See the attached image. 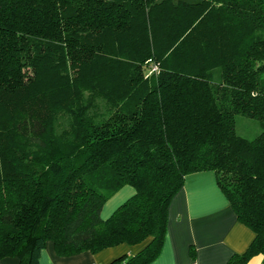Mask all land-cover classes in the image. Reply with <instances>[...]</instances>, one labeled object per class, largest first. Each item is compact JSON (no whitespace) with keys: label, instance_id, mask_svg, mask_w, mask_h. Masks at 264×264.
I'll return each mask as SVG.
<instances>
[{"label":"trees","instance_id":"trees-1","mask_svg":"<svg viewBox=\"0 0 264 264\" xmlns=\"http://www.w3.org/2000/svg\"><path fill=\"white\" fill-rule=\"evenodd\" d=\"M264 0H0V264L120 243L150 264L213 171L264 264ZM134 192L102 218L122 187Z\"/></svg>","mask_w":264,"mask_h":264},{"label":"crops","instance_id":"crops-1","mask_svg":"<svg viewBox=\"0 0 264 264\" xmlns=\"http://www.w3.org/2000/svg\"><path fill=\"white\" fill-rule=\"evenodd\" d=\"M126 185L103 206L102 218L108 217L122 201L132 195ZM254 237L253 231L240 222L220 190L213 171H201L186 177L182 188L168 208L164 245L150 264H226L232 255L244 252ZM137 246L120 243L92 253L84 251L70 256L58 255L52 241L41 251L39 264H110L136 251ZM257 255L247 264H261ZM4 264H20L16 257H6Z\"/></svg>","mask_w":264,"mask_h":264},{"label":"rangeland","instance_id":"rangeland-1","mask_svg":"<svg viewBox=\"0 0 264 264\" xmlns=\"http://www.w3.org/2000/svg\"><path fill=\"white\" fill-rule=\"evenodd\" d=\"M235 130L242 136L252 138L264 130V126H262L255 118L238 114L235 117Z\"/></svg>","mask_w":264,"mask_h":264},{"label":"built area","instance_id":"built-area-1","mask_svg":"<svg viewBox=\"0 0 264 264\" xmlns=\"http://www.w3.org/2000/svg\"><path fill=\"white\" fill-rule=\"evenodd\" d=\"M94 264H99V263H94Z\"/></svg>","mask_w":264,"mask_h":264}]
</instances>
